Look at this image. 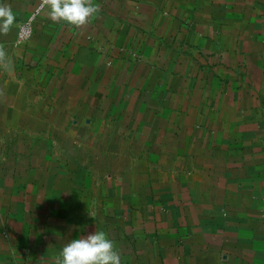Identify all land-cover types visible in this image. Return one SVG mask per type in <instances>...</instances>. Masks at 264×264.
<instances>
[{"label":"crops","instance_id":"obj_1","mask_svg":"<svg viewBox=\"0 0 264 264\" xmlns=\"http://www.w3.org/2000/svg\"><path fill=\"white\" fill-rule=\"evenodd\" d=\"M0 0V264L103 230L122 264H264V0Z\"/></svg>","mask_w":264,"mask_h":264},{"label":"clouds","instance_id":"obj_2","mask_svg":"<svg viewBox=\"0 0 264 264\" xmlns=\"http://www.w3.org/2000/svg\"><path fill=\"white\" fill-rule=\"evenodd\" d=\"M42 8L50 18L74 27L83 26L99 11L95 0H43ZM16 24V15L0 5V33L7 34ZM5 55L0 49V57ZM57 264H122L120 253L105 231H95L82 238L72 239L56 257Z\"/></svg>","mask_w":264,"mask_h":264},{"label":"built area","instance_id":"obj_3","mask_svg":"<svg viewBox=\"0 0 264 264\" xmlns=\"http://www.w3.org/2000/svg\"><path fill=\"white\" fill-rule=\"evenodd\" d=\"M37 3L31 11L29 17L20 25L18 31V41H28L33 33L34 24L37 19L42 15L46 8H42L43 0H36Z\"/></svg>","mask_w":264,"mask_h":264}]
</instances>
